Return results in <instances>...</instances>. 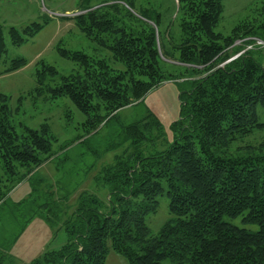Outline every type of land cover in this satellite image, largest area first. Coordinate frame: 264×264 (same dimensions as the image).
I'll list each match as a JSON object with an SVG mask.
<instances>
[{
	"label": "trees",
	"instance_id": "trees-1",
	"mask_svg": "<svg viewBox=\"0 0 264 264\" xmlns=\"http://www.w3.org/2000/svg\"><path fill=\"white\" fill-rule=\"evenodd\" d=\"M136 2L82 0L84 12L64 18L108 55L91 56L59 42V55L76 67L61 74L39 59L36 85L17 101L69 99L85 119L68 146L86 143L121 108L164 81H176L181 111L171 125L173 140L153 112L122 126L116 134H124L126 145L96 177L108 187L106 198L80 192L73 212L61 220L67 241L23 264H106L110 246L129 264H264V136L244 142L264 132V44L254 39L264 41V19L238 23L224 34L216 30L223 0H176L175 20L162 29L161 11H137ZM49 20L44 14L22 28L9 27L11 43L30 41ZM7 51L0 25V59ZM27 63L11 59L4 71ZM11 99L0 92V208L55 156L58 140L46 121L19 130L13 119L22 104L14 109ZM161 196L169 200L170 217L153 233L146 217L158 211ZM240 216L257 228L227 220Z\"/></svg>",
	"mask_w": 264,
	"mask_h": 264
},
{
	"label": "rangeland",
	"instance_id": "rangeland-1",
	"mask_svg": "<svg viewBox=\"0 0 264 264\" xmlns=\"http://www.w3.org/2000/svg\"><path fill=\"white\" fill-rule=\"evenodd\" d=\"M81 1L0 0V25L5 29L8 49L0 59V92L11 95L10 104L14 109L22 104L13 119L18 128L22 125L38 127L46 121L58 138L54 145L55 156L38 167L31 179L20 183L0 208V258L4 256L5 264H11L12 258L20 261L17 264L27 263L45 250L40 251L43 245L60 248L67 241L65 230L60 228L61 220L73 212L80 192L86 190L106 198L108 187L96 177L126 145L123 144L126 142L124 134H116L122 126L153 112L159 117L168 140L172 141L171 125L180 116L178 83L164 81L143 99L121 108L117 117L99 127L96 133H91L86 143L74 141L66 146L82 133L81 122L85 119L69 99L26 96L23 103H18L19 96L26 95L36 85L35 68L39 59L44 58L55 65L61 74L76 67L73 61L59 55V42L66 48L84 50L91 56L108 55V51L77 28L73 19L64 18L67 14L73 17L79 13ZM99 1L102 0H91L93 4ZM223 3L224 13L216 30L224 34H229L238 23H259L264 19L261 0H223ZM143 6H153L161 11L162 29L174 22L178 11L176 0H137L136 10L140 11ZM44 14L49 16V23L34 38L20 46L11 43L7 32L9 27L22 28L42 20ZM254 39L264 44L262 39ZM236 43L241 45L242 40ZM17 57L26 58L28 63L14 72H5V62ZM50 83L55 84L54 81ZM263 136L264 132L260 131L246 137L244 142L255 143ZM53 197L58 200V207L52 202ZM169 217V200L167 196H161L158 211L147 215L146 220L153 233H157ZM227 220L250 229L257 228L244 224L241 216ZM106 264H129V261L110 246Z\"/></svg>",
	"mask_w": 264,
	"mask_h": 264
},
{
	"label": "crops",
	"instance_id": "crops-1",
	"mask_svg": "<svg viewBox=\"0 0 264 264\" xmlns=\"http://www.w3.org/2000/svg\"><path fill=\"white\" fill-rule=\"evenodd\" d=\"M25 181H27V180H25ZM19 185H20V184H19ZM17 187H18V186H17ZM17 187H16V188H17ZM16 188H15L14 190H16ZM14 190H13V191H14ZM13 191H12V192H13ZM12 192H11V194H12ZM13 193H14V192H13ZM9 196H10V194H9ZM41 245H42V244H41ZM46 248H48V247H44V245H43L40 251H43V249H46ZM40 253H41V252H40ZM40 253H39V254H40ZM39 254H36L35 257H37ZM33 255H34V254H33ZM35 257H34V258H35Z\"/></svg>",
	"mask_w": 264,
	"mask_h": 264
},
{
	"label": "water",
	"instance_id": "water-1",
	"mask_svg": "<svg viewBox=\"0 0 264 264\" xmlns=\"http://www.w3.org/2000/svg\"><path fill=\"white\" fill-rule=\"evenodd\" d=\"M81 12H84V11H80L79 13H81ZM79 13H75V15H76V14H79ZM66 16H69V14H67Z\"/></svg>",
	"mask_w": 264,
	"mask_h": 264
}]
</instances>
